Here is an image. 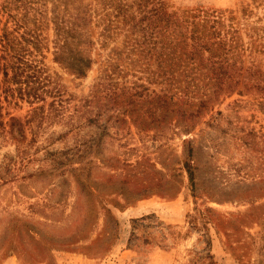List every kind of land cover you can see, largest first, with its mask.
Masks as SVG:
<instances>
[{
	"label": "rangeland",
	"instance_id": "1",
	"mask_svg": "<svg viewBox=\"0 0 264 264\" xmlns=\"http://www.w3.org/2000/svg\"><path fill=\"white\" fill-rule=\"evenodd\" d=\"M17 1L51 83L0 93V264H264V0H85V77L56 59L63 0ZM171 58H230L238 83L183 96Z\"/></svg>",
	"mask_w": 264,
	"mask_h": 264
},
{
	"label": "trees",
	"instance_id": "2",
	"mask_svg": "<svg viewBox=\"0 0 264 264\" xmlns=\"http://www.w3.org/2000/svg\"><path fill=\"white\" fill-rule=\"evenodd\" d=\"M76 1L81 5L74 6ZM17 2V0H4L0 4V93L5 94L9 103L24 100L35 103L34 101L41 100L38 89L47 87L51 82L48 78L46 79L49 81L47 83L39 81L38 74L40 71L36 65L32 64L33 60L29 58L34 53L31 51V46L35 50H39L38 34L26 33L21 36L17 34L20 29L28 28V20L31 14V11L25 6L22 17L14 14L13 5ZM62 4L64 5L63 8L55 7L52 20L56 33V59L74 75L85 77L94 63L90 57L86 56L87 49L92 44L89 35L92 15L88 6L85 5V0H71L70 2L63 0ZM17 9H19L18 6ZM155 9H152V12H156ZM4 16H6L5 23H3ZM33 24L42 25L39 21L33 22ZM29 36L31 39L27 38ZM142 39L143 43H140L142 46H139V49L145 50L147 46L144 45L147 43V39L145 37ZM171 59L173 62L170 60L168 67L170 71L172 69V74L164 81H169L171 84L173 82V90L183 96H217L224 91V88L228 91L238 83L237 73L233 72L235 64H231L230 58ZM183 62L186 64L183 72L174 77L175 72L179 71L178 68L183 65ZM163 63L161 61L159 66H162ZM202 68H206V72L202 71ZM36 84L42 85V87L34 88ZM59 91H56L55 95H59ZM90 103V108L96 107V105H92V102ZM200 104L203 106V103ZM1 108L0 105V110ZM90 112L88 110L84 114ZM92 120L90 119V121ZM4 127L5 123L2 120L0 128ZM187 169L189 177L192 179L191 168ZM77 184L80 187L81 183L77 181Z\"/></svg>",
	"mask_w": 264,
	"mask_h": 264
}]
</instances>
